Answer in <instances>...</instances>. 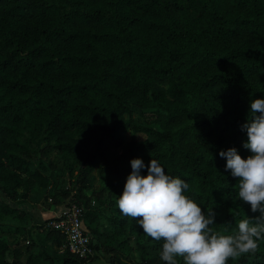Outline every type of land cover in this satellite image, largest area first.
I'll list each match as a JSON object with an SVG mask.
<instances>
[{"label":"trees","instance_id":"trees-1","mask_svg":"<svg viewBox=\"0 0 264 264\" xmlns=\"http://www.w3.org/2000/svg\"><path fill=\"white\" fill-rule=\"evenodd\" d=\"M255 98H264V0H0V264H95L105 254L107 264H166L163 241L116 205L133 158L185 180V195L215 213L213 231L234 234L260 212L238 199L218 153L250 154L241 125ZM40 190L51 205L82 208L92 257L60 250L65 239L47 220L54 249L22 248L34 225L20 204ZM258 245L228 264H264Z\"/></svg>","mask_w":264,"mask_h":264},{"label":"clouds","instance_id":"clouds-1","mask_svg":"<svg viewBox=\"0 0 264 264\" xmlns=\"http://www.w3.org/2000/svg\"><path fill=\"white\" fill-rule=\"evenodd\" d=\"M249 104L251 115L241 130L247 136L243 147L250 154L242 158L235 147L218 154L226 159L225 169L237 178L238 199L260 216L239 220L232 235L213 231L215 213L212 208L205 212L185 195L189 188L185 180L166 174L155 159L147 166L140 158L130 160L131 172L116 205L145 235L163 241L159 255L166 264H178V257L183 264H228L230 258L255 255L258 241L264 240V98L251 99ZM145 167L147 173L141 175Z\"/></svg>","mask_w":264,"mask_h":264},{"label":"built area","instance_id":"built-area-1","mask_svg":"<svg viewBox=\"0 0 264 264\" xmlns=\"http://www.w3.org/2000/svg\"><path fill=\"white\" fill-rule=\"evenodd\" d=\"M83 210L76 203L64 206L47 219L46 228L58 231L65 239L64 247L80 258L88 259L94 255L90 234L82 227Z\"/></svg>","mask_w":264,"mask_h":264},{"label":"rangeland","instance_id":"rangeland-1","mask_svg":"<svg viewBox=\"0 0 264 264\" xmlns=\"http://www.w3.org/2000/svg\"><path fill=\"white\" fill-rule=\"evenodd\" d=\"M166 84L165 83H162L159 85L160 88H165ZM140 112H134L133 116H135L136 118H138L139 120L142 119V117L140 116L139 114ZM127 140H130L132 138L131 134L127 133ZM142 136L141 135H136L135 138H141ZM48 159H51L52 162L56 165L57 169L55 170L56 172L54 173V184L58 183L59 185H61V183L63 181H65V174L63 172V169L61 171V163L57 160L56 157H53V156H49ZM93 181H92V184H93V190L95 191H98V190H102L103 188V180H104V176L103 175H99L97 172H94L93 174ZM53 184V185H54ZM104 190V189H103ZM41 192H44L43 190ZM0 196L3 198V195L0 193ZM102 197L103 198H107V191L104 190L103 193H102ZM44 198V201H45V197L43 196ZM47 203H49V201H45ZM94 203V201H93ZM60 211V210H59ZM47 220V219H45ZM45 220H43V222L41 223L42 226L38 227L36 225H34L32 228H30L28 231V241H25V240H21V243L23 245L22 248H24L25 245H30L32 247V249L30 250L32 253H36L40 247H44L47 251H51L54 249V245L48 240L46 239V228L44 227V222ZM19 239V237H17ZM32 242V243H31ZM131 245H135L134 242H131ZM144 250V255H148L151 250L146 247ZM103 256V254H101ZM131 255L133 257H138L137 255V252L136 251H132L131 252ZM25 256L26 255H23L22 256V261L25 260ZM105 258V260H104ZM104 258L103 259H99L97 260V264H106L107 261H106V258L109 260V256L107 254L104 255ZM36 264H43L41 263L40 261H37ZM96 264V263H95Z\"/></svg>","mask_w":264,"mask_h":264},{"label":"crops","instance_id":"crops-1","mask_svg":"<svg viewBox=\"0 0 264 264\" xmlns=\"http://www.w3.org/2000/svg\"><path fill=\"white\" fill-rule=\"evenodd\" d=\"M41 191L42 190L32 192L29 195L28 200L20 204L27 208L28 214L31 217V224L36 226L41 225L43 220L56 215L61 209V206H54L50 203L45 202L43 198L44 192ZM95 263L97 264V260L95 261Z\"/></svg>","mask_w":264,"mask_h":264}]
</instances>
